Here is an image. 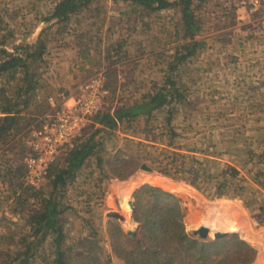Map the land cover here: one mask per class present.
Segmentation results:
<instances>
[{"label":"rangeland","instance_id":"rangeland-1","mask_svg":"<svg viewBox=\"0 0 264 264\" xmlns=\"http://www.w3.org/2000/svg\"><path fill=\"white\" fill-rule=\"evenodd\" d=\"M54 1L0 0V38L6 36L5 48L11 49L16 43H33L38 36L44 41L39 99L57 92L58 86L52 83L64 79L71 88L70 81H81L103 69L107 81L114 86L105 103L129 101L161 84L174 47L184 41L180 32H175L173 22L178 13L174 8L145 12L129 2L94 0L60 25L42 20ZM194 4L201 24L194 38L202 40L203 46L174 72L189 105L182 106L173 118L177 134L172 146L198 157H209L211 151H218L217 159L239 168L249 185L251 171L264 168V24L260 16L247 13L240 0H202ZM81 55H85L83 60ZM60 87L62 91L68 90L65 85ZM38 106L37 111L26 109L32 118L29 123L48 108L46 101ZM161 121L162 114L158 112L152 123ZM141 125L139 120L138 127ZM25 128L0 145L1 170L6 163H22ZM232 135L239 137L235 144L225 141ZM133 138L142 141L138 148L140 158L126 178L109 177L97 186L95 172H89L94 170L93 166H86L67 185L66 196L77 212L65 213L66 241L77 242L85 236L89 229L84 219L96 229L103 248H108L107 225L111 220L124 232L135 230L134 219L120 222L106 213L117 211L128 219L131 209L127 201L131 200L132 190L147 182L179 197L185 208L183 221L187 231L206 225L210 238L214 230L236 232L255 248V257L248 264H264V218L262 222L259 220L257 209L264 203V188L251 194L247 189L252 188L245 184L247 189L240 197L213 195L209 188L198 190L181 179L162 175L144 160L147 153L157 151L155 147L160 140L143 139L138 131ZM165 139L163 136L162 141ZM192 145L207 151H185ZM121 146L123 140L118 137L111 148ZM237 149L240 154L250 149L261 157L238 156ZM140 163L150 166L152 172L139 168ZM249 197L257 203L247 207ZM11 200L4 178L0 180V233L8 226L7 219L17 223L11 227L22 226L18 215L9 211ZM108 264L122 261L111 256Z\"/></svg>","mask_w":264,"mask_h":264},{"label":"trees","instance_id":"trees-1","mask_svg":"<svg viewBox=\"0 0 264 264\" xmlns=\"http://www.w3.org/2000/svg\"><path fill=\"white\" fill-rule=\"evenodd\" d=\"M92 1L55 0L42 20L63 25L71 15ZM111 1L129 2L145 12L174 8L178 13L177 20L173 22L175 32H180L184 41L174 47L161 84L129 101L112 105L107 100L99 111L91 115L72 145L50 163L41 185L34 187L23 182L22 163H6L3 171L0 169V180L6 178L12 198L9 211L18 215L22 225L11 227L17 223L7 219L9 224L0 233V264H108L111 256L120 259L122 264L250 263L256 251L248 241L236 232L210 238L187 231L183 221L185 208L179 197L147 182L131 192L132 217L137 223L133 234L124 232L115 220H111L107 225L108 248H103L96 229L84 219L89 229L85 236L77 242L66 241L65 213L77 212L66 196L67 185L86 166H93L94 170L89 172H95L94 183L97 186L109 177L126 178L140 158L138 148L142 141L133 138L137 131L143 139L160 140V145L155 147L157 151L147 153L144 160L162 175L181 179L198 190L209 188L213 195L240 197L247 189V181L239 168L218 160V151H211L213 154L209 157H198L172 146V139L177 134L173 118L182 106L189 105L174 72L203 46L202 40L194 38L201 27L194 2L202 0ZM5 40V35L0 38V145L29 124L32 118L26 113L28 107L37 111L38 104L45 102L43 97H37L44 41L38 36L33 43H16L7 49ZM106 86L108 95L112 94L114 86L107 78ZM158 112L162 114V121L153 124ZM139 120H142L140 127ZM118 132L123 135L119 136ZM163 136H166L164 141ZM118 137L123 140V146L112 149ZM238 140V135H232L225 141L235 144ZM108 141L112 143L108 144ZM185 151L206 152L207 149L192 145ZM235 153L249 158L256 154L261 157L260 153L255 154L250 149L243 154L237 149ZM247 186L252 188L247 189L251 194L264 188L263 167L251 171ZM256 203L249 197L245 205ZM257 209L262 222L264 203ZM2 217L5 218L4 215Z\"/></svg>","mask_w":264,"mask_h":264},{"label":"built area","instance_id":"built-area-1","mask_svg":"<svg viewBox=\"0 0 264 264\" xmlns=\"http://www.w3.org/2000/svg\"><path fill=\"white\" fill-rule=\"evenodd\" d=\"M245 11L260 16L264 24V0H240ZM108 87L103 69H98L75 82L68 93L57 91L42 97L48 108L23 133L25 152L22 156V178L37 187L44 182L48 167L55 157L70 147L106 102ZM39 93L37 97H39Z\"/></svg>","mask_w":264,"mask_h":264},{"label":"water","instance_id":"water-1","mask_svg":"<svg viewBox=\"0 0 264 264\" xmlns=\"http://www.w3.org/2000/svg\"><path fill=\"white\" fill-rule=\"evenodd\" d=\"M139 168L147 170V171H151L152 170V168L150 166L146 165L145 163H140L139 164ZM127 202H128L129 207L131 209V213L129 214V218L128 219H126L125 215H123L121 213H118L117 211H112V210L111 211H107L106 215L111 217V218L117 219L120 222H124L125 220L133 221L131 200L129 199ZM126 231H127V233H130V234L134 233L133 229H127ZM190 231L193 232V233L198 234L200 237H206L208 235V227L206 225H198L197 227L192 228ZM228 232H230V231L214 230V231H212L211 238L222 237Z\"/></svg>","mask_w":264,"mask_h":264},{"label":"crops","instance_id":"crops-1","mask_svg":"<svg viewBox=\"0 0 264 264\" xmlns=\"http://www.w3.org/2000/svg\"><path fill=\"white\" fill-rule=\"evenodd\" d=\"M68 49L70 50V47H69ZM64 52H65V51H63V54H65ZM60 57H64V55H62V56H60ZM80 59L83 60V57L80 56ZM70 64H71V63H70ZM80 64L82 65L83 62H81ZM71 68H72V66L70 65V66H69V69L71 70ZM72 69H73V68H72ZM62 78H63V76H62ZM70 78H71V77H70ZM58 81H59V80H58ZM70 82H71V87H72V85H73L76 81L74 80V81H70ZM55 84H56V86H58L56 91H59V90L62 91V90H63V89H62L63 87H60L61 85H65V86L67 87V83L64 82V79H62V81H59V83H56V82H55V83H52L53 86H54ZM67 88H68V87H67ZM69 90H70V87L68 88V90H64V92H65V93H68Z\"/></svg>","mask_w":264,"mask_h":264},{"label":"bare ground","instance_id":"bare-ground-1","mask_svg":"<svg viewBox=\"0 0 264 264\" xmlns=\"http://www.w3.org/2000/svg\"><path fill=\"white\" fill-rule=\"evenodd\" d=\"M151 172H152V171H151ZM152 175H153L152 173H151V174H148V176H150V177H151ZM125 221H126V220H125ZM125 221H124V222H125Z\"/></svg>","mask_w":264,"mask_h":264}]
</instances>
